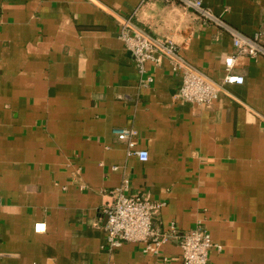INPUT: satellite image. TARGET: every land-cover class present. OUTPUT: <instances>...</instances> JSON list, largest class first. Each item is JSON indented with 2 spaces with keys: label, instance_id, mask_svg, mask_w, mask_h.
I'll return each instance as SVG.
<instances>
[{
  "label": "crops",
  "instance_id": "obj_1",
  "mask_svg": "<svg viewBox=\"0 0 264 264\" xmlns=\"http://www.w3.org/2000/svg\"><path fill=\"white\" fill-rule=\"evenodd\" d=\"M203 3L218 20L182 0H0V264H183L181 236L199 225L220 245L208 264H264V55L237 56L243 83L199 108L174 99L167 58L147 82L120 38L132 15L221 81L236 52L225 25L264 45V0ZM125 178L164 202L155 228L177 227L158 254L107 245L102 208Z\"/></svg>",
  "mask_w": 264,
  "mask_h": 264
},
{
  "label": "built area",
  "instance_id": "obj_2",
  "mask_svg": "<svg viewBox=\"0 0 264 264\" xmlns=\"http://www.w3.org/2000/svg\"><path fill=\"white\" fill-rule=\"evenodd\" d=\"M182 1L187 6L195 8L204 19L218 20L204 5L203 0ZM120 24V38L131 53L139 71L143 74L148 73L147 82L153 81L147 64L158 66L167 58L173 71L181 77L174 99L199 108L211 107L220 98L221 93L226 92L227 85L243 83V75L232 73L237 56L247 55L257 58L264 55V45L259 42L258 37L250 38L225 25L232 37L236 52L235 55L224 60L226 75L221 81H216L182 56L173 41L150 34L133 21L132 15L122 18ZM113 132L120 141L127 144L129 155H135L141 161L149 159V152L137 147V130L124 127L115 128ZM128 190L129 180L125 178L121 186L110 192L112 199L102 208L107 215V221L103 226L107 245L114 249L126 242L142 243L144 251L158 254L160 247L168 242L171 236L177 235V227L171 224L169 232L155 228L152 225L154 213L163 206L164 202L154 201L140 194H128ZM44 227V223H37L35 229L40 230ZM179 244L183 264H208L211 249L216 246L220 248L202 225L183 234Z\"/></svg>",
  "mask_w": 264,
  "mask_h": 264
}]
</instances>
